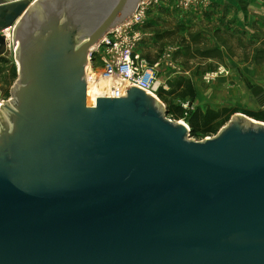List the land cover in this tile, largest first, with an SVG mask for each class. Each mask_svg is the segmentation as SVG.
<instances>
[{
    "label": "water",
    "instance_id": "1",
    "mask_svg": "<svg viewBox=\"0 0 264 264\" xmlns=\"http://www.w3.org/2000/svg\"><path fill=\"white\" fill-rule=\"evenodd\" d=\"M138 7L0 0V54L11 41L19 73L0 264H264V122L237 112L193 140L152 93L88 85L93 46Z\"/></svg>",
    "mask_w": 264,
    "mask_h": 264
},
{
    "label": "rangeland",
    "instance_id": "2",
    "mask_svg": "<svg viewBox=\"0 0 264 264\" xmlns=\"http://www.w3.org/2000/svg\"><path fill=\"white\" fill-rule=\"evenodd\" d=\"M258 4L259 10L264 13V1ZM181 14L182 11H178L175 8L162 10L154 8L142 29L145 33L143 42L148 45H139L138 51L151 63H160L158 65V82L156 84V87H158L157 96L161 89H164L161 85H168V89H164L166 93L163 94V97H157L160 103L155 104L156 107L163 114L173 102L181 105L184 102H190L194 108L201 107L203 109L222 108V106L214 107L213 104L229 105L223 107L237 109L240 113L246 110L264 109V55L260 56L259 54V59L256 58L258 49H264V35L261 36V39L255 37V34L249 36L232 34L233 37L229 38L228 35L231 33L225 32L217 35V37L219 40L226 42V45H215L206 34H201V28H192L187 20L184 19L185 16ZM251 27L264 33V19L251 23ZM195 35L199 36L197 44L192 43ZM214 37L220 44L216 34ZM211 48L220 49L218 57L209 58L202 54V51H208ZM16 50V46L12 45L10 41L7 49L0 54L2 55L0 59L3 58L0 61V134L4 133V121L10 127L7 132H12L14 128V122L9 119L12 113L7 105L16 108L14 105L17 98L15 84L19 74ZM94 62L96 66V69H94L100 74L99 70L101 68L97 66H101V61L96 59ZM90 66L92 65L89 64L88 69L92 70V68H89ZM219 66H225L228 73L221 75L211 83L203 81L202 76L206 72L216 70ZM241 66L242 69L246 66L251 68L250 73H245V75L249 74L253 77L249 78L251 85L247 84L245 79L241 83L240 80L243 77L236 78V76L232 75L234 71L238 72ZM179 77L191 79L197 94L199 92L201 97L206 98V105L198 106L197 103L195 104L196 99L190 100V96L181 95V91L170 93L172 87L170 83L176 82ZM166 78L168 79L166 80ZM234 114L215 134L207 136L203 134L192 136L190 134L188 137L200 141L206 137L216 136L225 126L231 123L230 121L233 119ZM165 116L173 121L182 120L175 118L168 112ZM240 125L243 128L251 127L245 121L240 123Z\"/></svg>",
    "mask_w": 264,
    "mask_h": 264
},
{
    "label": "built area",
    "instance_id": "3",
    "mask_svg": "<svg viewBox=\"0 0 264 264\" xmlns=\"http://www.w3.org/2000/svg\"><path fill=\"white\" fill-rule=\"evenodd\" d=\"M209 0H139V7L134 16L128 17L122 24L112 27L93 46L90 63L96 69L95 60L101 61L100 75L103 78L119 79L129 86H138L157 96L156 83L158 81L159 62L151 63L138 51L139 45L144 40L145 33L142 31L144 24L154 8L189 11L197 7H206ZM9 37L11 29L3 32ZM228 70L225 66H219L216 70L208 71L203 76V81L214 82L221 75H226ZM168 89V85H161ZM188 111L194 109L190 102L182 103ZM187 114V113H186ZM183 121L185 119L182 118Z\"/></svg>",
    "mask_w": 264,
    "mask_h": 264
},
{
    "label": "crops",
    "instance_id": "4",
    "mask_svg": "<svg viewBox=\"0 0 264 264\" xmlns=\"http://www.w3.org/2000/svg\"><path fill=\"white\" fill-rule=\"evenodd\" d=\"M263 1L264 0H209L206 7H197L189 11H182L181 15L185 16L184 19L187 20L192 28H201V34H206L215 45H220L214 37L216 32L220 34L227 32L228 34L231 33L230 35L244 34L246 36L255 34V37L261 39L264 33H261L260 30L252 29L251 23L264 19V13H261L258 4L263 3ZM257 38L255 39L257 40ZM145 44L148 45L146 42L141 43V45ZM246 72L250 73L251 68L246 66L242 69L241 66L239 71H234L232 75L236 76V78L243 77L240 82L242 83L245 79V82L251 85L249 78L253 77L249 74L245 75ZM167 79L168 78H166V80ZM205 101L206 98L204 99V97H201L198 92L195 104L197 103L198 106L206 105ZM213 105L214 107L229 106L221 104Z\"/></svg>",
    "mask_w": 264,
    "mask_h": 264
},
{
    "label": "trees",
    "instance_id": "5",
    "mask_svg": "<svg viewBox=\"0 0 264 264\" xmlns=\"http://www.w3.org/2000/svg\"><path fill=\"white\" fill-rule=\"evenodd\" d=\"M162 10V9H160ZM220 33L216 32V37ZM199 35V34H198ZM195 35L193 37V42L197 44L199 36ZM229 38L233 37V35H228ZM218 38V37H217ZM219 40V38H218ZM241 40V38H239ZM220 45H226V42L219 40ZM256 58L259 59V54L260 56L264 55V49H258L257 51ZM202 54L212 58V57H218L220 54V49L219 48H211L208 49V51H202ZM2 56V55H0ZM3 60L0 59V61ZM171 91L170 93H175L181 91V95L190 96V100H195L197 97V91L196 88L191 81V79L185 78V77H179L176 79V82H171ZM183 89V90H182ZM166 91L164 89H161V91L158 93V96L160 98L163 97V94H165ZM167 112L174 116L175 118L182 119L184 118L186 122L189 124L191 130L190 134L192 136H197V135H211L215 134L216 132L219 131L222 125H224L231 116L239 112L237 109L233 108H228V107H222L220 109H213V108H206L203 109L201 107H196L194 109H190L186 111L181 104H171L168 106ZM187 113V114H186ZM246 115L260 121H264V109H258V110H246L243 111Z\"/></svg>",
    "mask_w": 264,
    "mask_h": 264
},
{
    "label": "bare ground",
    "instance_id": "6",
    "mask_svg": "<svg viewBox=\"0 0 264 264\" xmlns=\"http://www.w3.org/2000/svg\"><path fill=\"white\" fill-rule=\"evenodd\" d=\"M89 64H91V63L89 62L88 66H89ZM88 66L86 68L87 82H88V85L91 87H104L106 84H109L111 87H118L120 84L126 83V82H123L119 79L103 78V77H101L100 74H98L97 71H95V69L92 66L89 67V68H92V70H89ZM87 69H88V71H87Z\"/></svg>",
    "mask_w": 264,
    "mask_h": 264
}]
</instances>
